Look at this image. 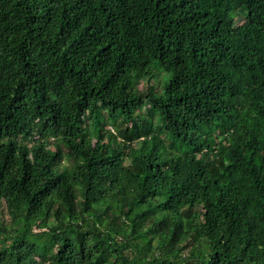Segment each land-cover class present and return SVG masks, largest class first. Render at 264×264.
<instances>
[{
    "label": "trees",
    "instance_id": "obj_1",
    "mask_svg": "<svg viewBox=\"0 0 264 264\" xmlns=\"http://www.w3.org/2000/svg\"><path fill=\"white\" fill-rule=\"evenodd\" d=\"M0 264H264V0H0Z\"/></svg>",
    "mask_w": 264,
    "mask_h": 264
},
{
    "label": "rangeland",
    "instance_id": "obj_2",
    "mask_svg": "<svg viewBox=\"0 0 264 264\" xmlns=\"http://www.w3.org/2000/svg\"><path fill=\"white\" fill-rule=\"evenodd\" d=\"M111 130L113 131V132H115L116 133V128L115 127H111ZM161 137L163 138V142H164V144L165 145H169V143L171 142L170 141V139L169 138H167V136H166V134H161Z\"/></svg>",
    "mask_w": 264,
    "mask_h": 264
}]
</instances>
